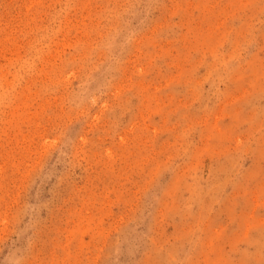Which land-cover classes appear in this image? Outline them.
<instances>
[{
	"label": "rangeland",
	"instance_id": "obj_1",
	"mask_svg": "<svg viewBox=\"0 0 264 264\" xmlns=\"http://www.w3.org/2000/svg\"><path fill=\"white\" fill-rule=\"evenodd\" d=\"M0 264H264V0H0Z\"/></svg>",
	"mask_w": 264,
	"mask_h": 264
}]
</instances>
